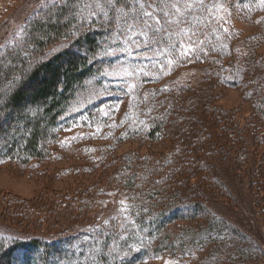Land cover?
Here are the masks:
<instances>
[{"label": "trees", "instance_id": "trees-1", "mask_svg": "<svg viewBox=\"0 0 264 264\" xmlns=\"http://www.w3.org/2000/svg\"><path fill=\"white\" fill-rule=\"evenodd\" d=\"M18 2V22L0 24V119L18 124L0 165L70 174L95 213L52 232L1 218L0 264H262L242 211L224 208L230 187L264 217V0ZM221 89L245 117L212 101ZM211 183L222 193L198 197Z\"/></svg>", "mask_w": 264, "mask_h": 264}, {"label": "rangeland", "instance_id": "rangeland-1", "mask_svg": "<svg viewBox=\"0 0 264 264\" xmlns=\"http://www.w3.org/2000/svg\"><path fill=\"white\" fill-rule=\"evenodd\" d=\"M18 1L20 0H6L11 10L10 8H8V6H6L5 8L0 5L1 25H4L6 23L5 25L9 24L11 26H14L13 24H16L18 22V16H20V14L18 13H21L22 11L19 9L20 7H18L19 10L16 11V7L19 3ZM27 6H31V4ZM14 14L17 17H15ZM241 29H243V32L241 34H247L250 30H252L248 26L241 27ZM17 34L18 31H16L13 36L15 37ZM0 42H4V40ZM258 51L259 53H264V42L260 45ZM13 73H15V71H13ZM218 94V97L212 98V101L214 100V103L231 111L236 115L237 118H243L246 114H248V111L250 110L248 102L246 99H244V97L238 90L221 89ZM2 110L5 109H3L0 104V113ZM0 120L3 126L2 128L7 130L4 131V135L0 137V142H7V140H9L7 139L8 133H12L14 129H17L18 124L15 122V120L9 122L4 116H2ZM211 127L213 128V126ZM132 147H136L138 149L146 147L148 149H151V147L149 146L134 143L123 144L121 149L126 150ZM260 148L261 147L259 146L258 149ZM226 150H228L229 152L231 149L229 150L226 148ZM223 154L224 153H222V155ZM208 159H211V157H208ZM69 163V161L65 162L61 160L52 163V165L53 168L59 169L64 166H68ZM234 166H237L236 169H238V165L234 164ZM240 176H242V174H240ZM262 176L263 178L259 182L262 185L261 194L264 197V173L262 174ZM77 184L78 181L74 180L70 174H61L60 176L57 174L55 175L54 173L50 175L49 173L48 175H46L40 174L39 172L32 173L27 168H22L16 165H0V219L2 218L3 221L18 227L20 230L35 232L57 231L65 229L67 227H72L73 225L84 222L87 219H91L94 215L93 213H95L94 211L93 213H86L85 210H81L77 207L80 202L75 195V190L73 189L75 188V186H77ZM216 188L220 193H222V188H220L215 183H211V187H209L208 189L210 192L205 191V193L199 195L198 197H202L204 200H207L208 197H211L208 195L210 193H213ZM229 189L230 187H228L230 195H225V197L228 200L235 201V203L232 206L233 209L231 207L224 209L238 211L240 209V211H242L241 214L244 215L243 217L239 214L241 219L237 220L241 221L240 225L246 228L255 237H257V239L262 242V245H264V217L259 213V206H261L262 203H250V196L248 194V196L245 195L246 192L242 193V191H240L239 194L234 189ZM247 191H249L248 188ZM13 198H15V200H13ZM18 200L22 202L21 204H24L22 208L19 207L20 202H17ZM219 200L224 199L220 198ZM28 206L31 207L29 208ZM16 208L20 209V213L18 215H16L15 213H13V215L10 214V210ZM246 210L249 211V214L245 212ZM25 213H28L27 216H25ZM248 216L255 217V220H258L259 223H257L256 221L246 220ZM174 261V258L170 256H154L146 258L144 259V261L142 260L140 262H137L136 264H175ZM262 262V264H264V261ZM3 263L4 260L1 261V264Z\"/></svg>", "mask_w": 264, "mask_h": 264}]
</instances>
